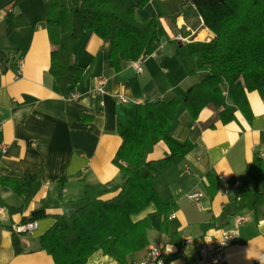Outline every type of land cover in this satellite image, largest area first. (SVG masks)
Segmentation results:
<instances>
[{
    "label": "crops",
    "instance_id": "obj_1",
    "mask_svg": "<svg viewBox=\"0 0 264 264\" xmlns=\"http://www.w3.org/2000/svg\"><path fill=\"white\" fill-rule=\"evenodd\" d=\"M145 1L135 13L136 21L157 19L167 38L157 52L138 61L141 72L134 68L137 62H126L115 73L108 58L110 39L85 32L72 46V60L83 67L82 76L58 95L49 74L48 0H0V176L22 180L34 174L40 181L21 212L13 211L21 207V198L0 187V264H54L40 248V237L54 225L55 216L83 204L84 186L94 188L102 200L119 192L120 174L112 160L122 144L120 133L133 127L136 107L185 95L202 79L203 74H185L175 55L177 44L172 42L178 33H194V41L202 35L199 42L213 38L194 6L186 3L172 22L160 0ZM9 17L25 24L8 32ZM101 79L107 95L95 93ZM222 91L226 96L224 85ZM119 95L128 101L122 103ZM225 98L234 121L223 124L212 105L193 121L181 107L170 129L173 139L194 147L181 163L166 164L154 181L160 198L177 205L168 216L167 231H160L152 204L132 216L133 221L149 216L148 245H160L170 264H203L198 256L201 243L219 237L223 229H234L239 217L244 221L227 247L226 264H264V205L255 212L235 209L240 187L248 180L246 167L255 152L264 151V101L258 92H246L248 108L242 113ZM168 155V147L160 142L148 160L156 162ZM209 171L220 179L213 196L205 177ZM62 178L67 179L63 188ZM194 193L202 194L197 203L189 199ZM31 222L37 223L36 230L15 234L20 248L16 252L12 228ZM204 225L211 227L203 231ZM186 239L191 242L185 243ZM177 241L179 256L171 259ZM145 251L129 255L128 264L140 262ZM86 264L118 263L98 251Z\"/></svg>",
    "mask_w": 264,
    "mask_h": 264
},
{
    "label": "trees",
    "instance_id": "obj_2",
    "mask_svg": "<svg viewBox=\"0 0 264 264\" xmlns=\"http://www.w3.org/2000/svg\"><path fill=\"white\" fill-rule=\"evenodd\" d=\"M186 3L194 6L213 38L187 45L172 42L177 44L175 55L185 74H203L202 79L185 95L175 94L170 100L157 99L136 107L133 127L120 133L122 144L112 160L120 174L119 192L102 200L94 188L84 186L83 204L55 216L54 225L40 237V248L54 264H86L98 251L118 264H128L129 255L148 246L151 229L149 216L138 221H133L132 216L151 204L160 219V231H167L168 216L177 205L172 199L160 198L154 181L166 164L181 163L194 147L170 135L181 107L196 121L201 110L212 105L226 124L235 120L226 96L242 113L248 108L246 92L256 91L264 101V0H160L172 22ZM145 4V0L136 5L130 0H48L46 29L51 45L49 74L53 91L61 95L66 86L79 82L84 69L73 63L72 46L85 32L110 39L108 58L115 73H120L126 62H137L157 52L167 38L166 31L157 19L136 21V11ZM24 24L14 23L9 17L7 31ZM160 142L168 147L169 155L149 161L148 155ZM246 175L248 180L235 201L236 212H255L264 205V160L258 152L246 167ZM205 177L213 196L220 179L212 171ZM66 180H59L61 188ZM0 187L10 188L21 198V207L13 209L21 212L39 190L40 181L34 174L22 180L0 176ZM210 227L204 225L202 230ZM12 243L19 252L15 234ZM177 246L171 259L179 256L178 241Z\"/></svg>",
    "mask_w": 264,
    "mask_h": 264
},
{
    "label": "built area",
    "instance_id": "obj_3",
    "mask_svg": "<svg viewBox=\"0 0 264 264\" xmlns=\"http://www.w3.org/2000/svg\"><path fill=\"white\" fill-rule=\"evenodd\" d=\"M194 33L190 36H184L182 34H176L174 36L175 43L179 45H187L191 42H194L196 36H193ZM162 48V45L160 46ZM140 61V60H139ZM134 68L137 73L141 72V67L137 61L134 63ZM104 80L98 81V86L95 89V93L99 95L109 94L103 87ZM119 100L122 103H126L128 99L123 95L118 96ZM260 156L264 159V151L261 152ZM202 197L201 193H194L189 196V199L193 203H197ZM244 221L243 218L236 219V226L234 229H223L219 233V237H211L203 241L198 250V256L203 264H226V250L231 241V239L237 234V226H239ZM37 228L36 222L26 223L23 225L13 226V233L16 235L20 234H30ZM191 242L189 239L185 240V243ZM137 264H170L165 258L163 249L160 245L149 244L146 247L145 255L143 259Z\"/></svg>",
    "mask_w": 264,
    "mask_h": 264
},
{
    "label": "rangeland",
    "instance_id": "obj_4",
    "mask_svg": "<svg viewBox=\"0 0 264 264\" xmlns=\"http://www.w3.org/2000/svg\"><path fill=\"white\" fill-rule=\"evenodd\" d=\"M140 1H142V0H130V2L133 4V5H136L137 3H139ZM188 11V10H187ZM196 39V38H195ZM198 40H200V39H197V40H195V41H198ZM142 65H144V63H142Z\"/></svg>",
    "mask_w": 264,
    "mask_h": 264
},
{
    "label": "bare ground",
    "instance_id": "obj_5",
    "mask_svg": "<svg viewBox=\"0 0 264 264\" xmlns=\"http://www.w3.org/2000/svg\"><path fill=\"white\" fill-rule=\"evenodd\" d=\"M197 39H200L201 40V39H203V36L201 35V36L197 37Z\"/></svg>",
    "mask_w": 264,
    "mask_h": 264
}]
</instances>
